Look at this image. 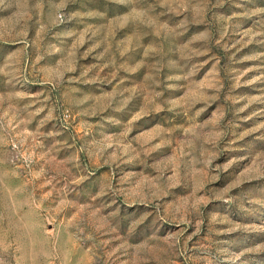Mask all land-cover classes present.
<instances>
[{
  "label": "rangeland",
  "instance_id": "1",
  "mask_svg": "<svg viewBox=\"0 0 264 264\" xmlns=\"http://www.w3.org/2000/svg\"><path fill=\"white\" fill-rule=\"evenodd\" d=\"M0 264H264V0H0Z\"/></svg>",
  "mask_w": 264,
  "mask_h": 264
}]
</instances>
